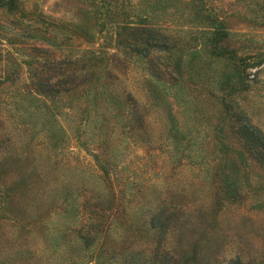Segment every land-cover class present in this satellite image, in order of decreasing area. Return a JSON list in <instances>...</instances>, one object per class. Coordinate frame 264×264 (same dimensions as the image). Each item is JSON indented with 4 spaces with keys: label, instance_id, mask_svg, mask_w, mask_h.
<instances>
[{
    "label": "rangeland",
    "instance_id": "obj_1",
    "mask_svg": "<svg viewBox=\"0 0 264 264\" xmlns=\"http://www.w3.org/2000/svg\"><path fill=\"white\" fill-rule=\"evenodd\" d=\"M143 27L167 57L130 53ZM88 65L120 68L140 126L86 93ZM234 111L264 135V0H0V264H264Z\"/></svg>",
    "mask_w": 264,
    "mask_h": 264
},
{
    "label": "trees",
    "instance_id": "obj_2",
    "mask_svg": "<svg viewBox=\"0 0 264 264\" xmlns=\"http://www.w3.org/2000/svg\"><path fill=\"white\" fill-rule=\"evenodd\" d=\"M133 34H134V40L138 43L137 44L138 46L136 49L132 48V51L130 53L136 56H147L150 54L151 50L155 49L158 52H166L167 54H164V57H167L170 54L172 44L167 39L169 38V35L165 34L159 29L154 27H143L141 28V31H134ZM141 35L143 36L144 39L142 42H140ZM112 55L115 56L117 54L113 53ZM118 66L123 68L122 63L119 64ZM114 67L115 66L113 65V67L106 68L104 69V72L100 74L98 72V68H99L98 66L88 65L85 72L88 73V75L93 79V80L89 79L88 83L90 84L93 83V84L91 86L90 85L87 86L88 88L86 93L87 94L91 93V96L93 97L94 100H101L105 104H109V107L110 105L114 107L117 111V116L119 114H123L126 112V115L130 118L128 123L130 124V126H132L131 128L134 129L133 124L136 126L141 125V120L144 116L143 114L144 110L141 108L140 106L141 104L132 100L131 98L132 95L129 91L122 90L124 87H121L119 89L116 86H114V84L116 83L115 80H117L118 75L123 74L120 68L116 67L115 69ZM156 67L157 69L153 68V70L156 73V77L161 78L162 76L161 64H159ZM157 71L159 72V75H157ZM175 71L176 73L180 72V70L177 67H175ZM71 75H67L66 81L69 80L70 83L71 82L74 83ZM154 75L155 74H152V76ZM112 81H114V84ZM59 85H61L60 82L50 84L49 82L42 80L36 83L37 91L40 95H45L46 93H50L51 96H55L60 92ZM75 87L76 85L72 86L73 89ZM69 90L70 89L68 88L66 89L67 92ZM122 97L125 99L123 100ZM86 112H88V109L86 107L82 108V111L80 112L81 116H84ZM232 116H234L235 119L239 121V126L236 129V133L242 140H244V143L246 144L249 154L253 156V158H255L257 161L264 163V135L257 128L252 126V124H250L249 120L246 118V116H244L242 112L234 111ZM118 118L120 119V116H118ZM126 126H128V124ZM135 130H137V127L135 128ZM84 184L90 187L91 189L94 188L93 183H90L88 185L86 183ZM96 225L97 227L101 225V222L100 220H98V218L96 221ZM160 232L161 229H158V234ZM159 241L160 239L158 240V242ZM86 243L88 245L91 244L92 239L90 237H87ZM159 255L162 254H160V252L157 251L154 254V257H151L149 260H144L139 264H163L159 258ZM231 264H241V260H239L238 258L233 259Z\"/></svg>",
    "mask_w": 264,
    "mask_h": 264
}]
</instances>
